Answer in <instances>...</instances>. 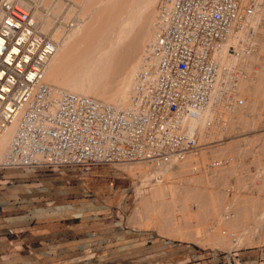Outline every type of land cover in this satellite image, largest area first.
Listing matches in <instances>:
<instances>
[{"label":"rangeland","instance_id":"obj_1","mask_svg":"<svg viewBox=\"0 0 264 264\" xmlns=\"http://www.w3.org/2000/svg\"><path fill=\"white\" fill-rule=\"evenodd\" d=\"M3 1L17 4L26 3L25 5L30 3L27 6L28 8L25 9H40L39 11L45 18L49 30L51 32H58V41L61 45L64 39L68 43L73 38L75 39V37H69L73 30L75 33H82L81 30L85 29L87 23L92 19L88 8L93 7L96 9L100 7V3L109 2L107 0V2L104 0ZM30 10L29 12L31 13ZM143 17L146 18V16ZM249 25L251 24L249 23L246 27V32L250 34L252 26L250 27ZM51 32L46 33L49 35ZM261 40H264V38ZM125 41H127L126 47L123 46L124 48H121V58L118 59L119 68L120 62L123 63L122 61L128 56L127 45L129 41ZM245 41L240 43L242 46L239 45V47L235 48L237 53H232L235 57H240L241 54L239 53L247 45V49L252 46L254 48L251 41H247V43ZM248 43L252 44V46ZM96 53L94 51L92 55L94 58L97 56ZM257 66L258 64H254L253 70L258 71ZM254 68H257V70ZM110 69L112 70L113 68ZM235 74L236 79L234 82L237 81V74L239 73L236 72ZM257 79H255L254 83H257ZM250 101H245L241 105L237 104L238 107L236 106L237 108H235L233 114L235 117L231 120L233 123L227 124L223 121V123L225 122L224 124H230L227 135L221 136L225 125H217L216 129L218 128V131L213 129V132L210 131V125H207L205 128L209 132L205 129V135L202 137L205 139L198 143L199 146L195 143L198 146L195 147L196 149L206 146V149H204L207 150L208 148L210 151L208 152L211 155L208 154L207 161L211 165L214 164L213 166L216 169L211 167V173L200 162L201 154L195 156V164L192 165L191 163L193 162H191L189 163L190 165L184 166L191 159V157H186L187 154L184 153L178 156L179 158L175 157L179 160H176L174 163L179 166L180 172L182 170V174L179 173L177 168V170L174 169L175 165L173 164L174 167H170V172H168L169 174L171 173V179H165L162 176L158 177V175L153 176V178L151 176H142L135 179L126 169L122 167L117 169L116 165L107 164L97 165L84 173L67 169L61 172L50 171L39 172L38 174L25 172V175H21L20 171L22 170L19 171L17 168L0 164V193L9 195L15 192H23L26 194L37 189L36 192L41 196L39 212H32L30 207H28L31 202L26 201V197L21 202L24 206L23 214L17 212L19 216L14 217L13 220L0 223V264H264V207L259 204L260 206H257L256 211L253 213L254 215L249 216V218L241 215V200H243L242 198L246 194L258 196V198L261 197V200L262 198L264 199V178H262L264 177V105L258 108V114H253V112L249 111L251 110L249 109L251 108L249 107ZM236 112L239 113L237 114ZM245 114L247 115L245 116ZM250 114L256 116L254 120L256 124L254 123L253 126L247 127L248 123L246 122H250L248 121L251 117ZM240 115L241 119L238 120L239 117L236 116ZM247 116L250 117L247 118ZM211 119L212 122L217 120H213L214 116ZM222 120L225 119L219 118L218 121L221 123ZM209 121L207 124H209ZM211 121L210 123L212 124ZM216 132L218 133L217 137H212L215 136L212 133L216 134ZM240 138L244 140L240 141ZM234 139L241 143L239 142V144ZM231 140L237 143H233ZM213 151H217L218 153ZM180 157L181 160L183 159L182 161ZM180 161L183 163L181 164ZM205 169L207 174H210L208 176L213 179H210L213 187V183L217 182L215 184L216 187H214V189L216 188V193H223L225 195L220 194L221 197L223 196L221 200L223 201L227 196L228 202H226L225 208L222 211H218L222 213L216 212L215 214L217 218H215V212L212 213L211 207H208L206 205L207 202L205 203V200H203L206 196L205 193L196 194L189 192L200 191V188H196L200 187L198 186L199 183H197V177L198 174L204 173ZM219 169H222V171L218 172ZM178 174H180L179 177L177 176ZM215 174L217 177H220V179L218 178L220 181L217 177H214L216 176ZM33 175L38 177V179H33ZM188 178L189 180H187ZM178 179L179 181L182 180L184 184L178 183L179 196L176 194L178 198L174 196V201H172V197L169 194L161 193L159 195L158 192L153 194V190L158 187V184L166 183L168 180L174 182ZM135 181H138V184ZM209 186L208 188H211ZM217 190H220V192H217ZM46 195H53L57 198L65 196L66 201L50 203L48 200H43ZM183 195L184 197L188 196L184 198ZM198 195L201 196L198 198ZM202 195L205 196L202 197ZM140 200L143 202H139ZM221 200L220 203L222 202ZM176 201L179 202L177 203ZM63 202L64 204L67 203L65 206L66 211L60 210V208L50 210V207L53 205L57 207V205L63 204ZM170 202L172 204L169 205ZM48 204L52 205L49 207ZM198 206H201V209ZM7 208H9V205ZM94 208H96L97 212L89 216V210H93ZM256 212L260 213L257 214ZM13 213L15 215V212ZM60 213H66V217L58 221L57 215ZM219 225L227 226L226 229H221V232L225 233L228 238L224 240L225 242L220 241V239L218 240ZM3 226L9 227L11 231H6V227L1 228ZM92 227L99 231L92 237L93 242H91ZM38 233H41L39 240L52 241L58 248L55 250L43 248L41 245L43 243H38V239L35 238ZM42 235L46 237L42 238ZM94 241L99 242L97 246ZM67 242L78 244L79 247H60L65 246L63 244H67ZM51 251L55 253L48 256L47 253Z\"/></svg>","mask_w":264,"mask_h":264},{"label":"built area","instance_id":"obj_2","mask_svg":"<svg viewBox=\"0 0 264 264\" xmlns=\"http://www.w3.org/2000/svg\"><path fill=\"white\" fill-rule=\"evenodd\" d=\"M260 1L159 0L123 106L47 83L43 73L55 43L28 9L1 6L0 127L13 126L1 164L32 174L84 173L194 148L185 124L194 111L229 95L217 56L237 53L226 38Z\"/></svg>","mask_w":264,"mask_h":264},{"label":"bare ground","instance_id":"obj_3","mask_svg":"<svg viewBox=\"0 0 264 264\" xmlns=\"http://www.w3.org/2000/svg\"><path fill=\"white\" fill-rule=\"evenodd\" d=\"M0 1H3V0H0ZM104 1L105 2L109 1V2L108 3H104V2L100 3L101 4L100 7L96 8V9L93 7L88 8V10L90 11V16H92V19L90 20V22H88L87 25L85 24L86 27L83 31L81 30L82 33L79 32L80 34L75 33V31L73 30V32L71 33V35L69 37L70 38L75 37V39L73 38V40L70 41V43H68L63 37L64 42L62 43V45H61V43L59 44V41H58V35H59L58 32L55 30H54L55 32H53V31L51 32V30H49V26H48L47 22H45V18L42 16L41 12L39 11L40 9H34L33 8L32 10H30V9L29 10L31 11V14L34 16V18L36 19L39 29L41 31H43L44 33H46V32L50 33L51 32V34H49V35L52 38V41L57 46L55 48L54 52L52 53V55L46 61V65H45L44 73H43L44 80L54 87L63 88L65 90L73 91V92H77V93L88 94V95H91V96H93V97H95V98H97V99H99L105 103H108L110 105L123 106L127 103L128 92H129V89L131 86L132 77H133V74H134V72H135V70H136V68L140 62L144 47L151 38V24H152L153 18L155 16L156 9H157V3L159 2V0H107V1L104 0ZM244 1H247V0H244ZM6 2H8V1H6ZM6 2H0V8H1V6L8 5V4H15L21 8H28L27 6H28V4H30V3H27V5H25L26 3H23V4L18 3L17 4V3H6ZM19 4H21V5H19ZM88 15H89V13H88ZM143 16H146V18ZM249 23L251 24L249 26L250 27L252 26V28H251L252 31L250 34H249V32L248 33L246 32V29H247L246 27L248 26ZM76 32H77V29H76ZM75 35H77V36H75ZM260 38L261 39L264 38V0H261L255 6L253 13L250 16H247L246 19H244V20L243 19L240 21L238 20L232 26L231 31H230L228 37L226 38L227 41H229V43L234 48L239 47V45L242 46V44H240V43H243L245 40L251 41L252 44L254 45V48H253L252 44H250L251 43L250 42L248 44H250V46H252V47L248 48V49H247L248 45L245 44V45H247V47H246L243 44V46L246 48L244 50H242L241 53H239V54H241L240 57L239 56L235 57V55H233L232 53H230V54L226 53L224 50H221L217 56L219 67L222 68V71L219 72V76H220V78H224V80L226 81L223 84V86H224V89L226 90V92L230 95V97H229V95H226V98H223V99L217 98L213 104H211V102H208L204 107H202L199 110L194 111L192 114H190V116H189V118L185 124V128L187 129L188 133L192 136L191 138H193L195 143L198 144L201 141H203V139H205L202 137H204V135H205L204 131L206 129L205 126H207V125L208 126L210 125L209 127H210L211 132H213L214 131L213 129H216L217 125H219V124L225 125L224 130H222V132H221L222 133L221 136L227 135L228 127L230 125V124L229 125H227V124L233 123V122H231V120L233 119V117H235L233 114L235 112V108L238 107L237 104L241 105L243 102H245V101L248 102V100H251L249 102V107H251L249 109H251V110H249V111L253 112V114L257 113V110L261 105H264V40H261ZM125 40L129 41L128 45H127V50H128L127 55L128 56L125 57L124 61H122L123 63L120 62L121 65L119 68L118 59L121 58V56H120L121 55V52H120L121 48L123 46L126 47L127 41H125ZM239 41H240V43H239ZM247 41H245V42L247 43ZM255 44H256V46H255ZM59 51H60V54H59ZM94 51L97 52L96 53L97 56L95 54V56H96L95 58L92 56L94 54ZM98 51H99V54H98ZM135 54H136V56H135ZM125 56H126V54H125ZM112 63H113V65H112ZM254 64H258V66H257L258 71L253 70ZM110 68H113V69L111 70ZM257 68H254V69L257 70ZM117 69H118V71H117ZM236 72H238L239 74H237V81L234 82V80L236 79L235 78ZM226 78H228V79H226ZM232 78H234V79L232 80ZM255 79H257V83H254ZM236 96H238L242 99L241 103L235 102L234 98ZM224 99H226V100H224ZM228 106H230V107H228ZM237 114H235V115H237ZM253 114L252 115L250 114L251 117L249 116L250 120H248V121H250V122H246V123H248L246 125L247 127H251L255 123L254 120L256 119L255 118L256 116ZM246 115L247 114H245V116ZM213 116H214L213 120L217 119L215 122L211 121L212 120L211 118ZM236 117H239L238 120L241 119V115L236 116ZM249 117L247 116V118H249ZM219 118L225 119V120H222V122L220 123L218 121ZM189 120H191V121L189 122ZM209 120L212 122V124L210 123ZM236 120H237V118H236ZM236 120H235V122H236ZM208 121H209V124H207ZM223 121H225L227 124H224L225 122L223 123ZM241 124H243V123H241ZM12 128H13V126L0 127V164L3 163L4 154H5L6 148L8 146V142H9V138H10V135L12 132ZM206 130L208 131V129H206ZM206 134H209V133H206ZM217 134H218L217 132H216V134L212 133V135H215L212 137H217ZM187 136H189V135H187ZM208 137H209V135H208ZM242 139L243 138H240V141L244 140V139L243 140ZM234 141L238 142V140H236V139H234ZM231 142H233V141L231 140ZM231 142H230V144H232ZM237 142H233V143H237ZM228 143H229V141H228ZM216 145H218V144H216ZM198 146H199V144H198ZM205 147L206 146L202 147L201 149L195 148V149H191V150L190 149L185 150L183 153L187 154L186 157H188V158L191 157V159L190 160L188 159L189 161L186 160L188 163L184 164V166L190 165L189 163H191V162H193V163H191L192 165L195 164L196 163V162H194L195 156L197 154H201V157H200L201 161L200 162L202 163V165H204V168L208 169V171H210L211 167H214V169H215V166H213L214 164L211 165L207 161L208 156H209L208 154H210L209 153L210 151L208 150V148H207V150H205L206 149ZM208 147H209V145H208ZM209 148L212 149L211 147H209ZM213 152L218 153L217 151H213ZM175 157H178V156H169V157L161 158V159H150V158L149 159H144V158L134 159V160H128V161H120V162L113 163L110 165H116L117 169L119 167L126 169V171H128L131 175H133V177L135 179L137 177H142V176L143 177L144 176H146V177L151 176L153 178V176L155 177L156 175H158V177L162 176V177H165V179L166 178L169 179L171 176V173L170 174L168 173V172H170L169 171L170 167H174V165H175L174 163L176 162V160H179ZM180 160H181V157H180ZM214 160H215V158H214ZM216 160H218V159H216ZM181 161H180V163H181ZM184 161H185V159H184ZM213 162H211V163H213ZM176 168L179 170L178 165H175L174 169H176ZM184 168H186V167H184ZM184 168H182V169H184ZM216 168H217V166H216ZM206 169H205L204 173L198 174V177L196 176L198 179L197 183H199L198 186H200V187H196V188H198V189L200 188V191L198 190L197 192H192V191H189V192L190 193H196V194L205 193L206 196L204 195L205 199H203V200H205V203L207 202L206 205H208V207L209 206L211 207V210H213L212 213L215 212L214 213V215H215L216 212L222 211L225 208L226 202H228V201L226 199L227 196H226V198L224 197L226 200L223 198L224 200L222 201L221 199L225 195L223 193H219V194L216 193V191H215L216 188L214 189V187H216V185H215L217 183L216 181H218L220 179V177H217L216 174H215L216 176L213 175L214 177H217V179L219 178L218 180L215 179L216 183H213L214 184V187H213L211 182H210V179H212V177L208 176L210 174H207ZM220 170L222 171V169H219L218 172ZM181 172H182V170H181ZM181 172L179 170V173H181ZM185 172H186V170H185ZM210 173H211V171H210ZM225 174H227V173H225ZM173 175H174V173H173ZM179 175L180 174H178L177 176L179 177ZM219 175H220V173H219ZM174 178H175V176H174ZM189 178L187 180H189ZM262 178H264V177H262ZM179 179L176 180L177 182L176 181L172 182V181L168 180V182H166V183L158 184V187L153 190L154 191L153 194L156 192H158L159 195L161 193H166V194H169L170 197H172V201H174L173 197L176 196V194H177V196H179L178 195V187H179L178 183L181 184V183H183V181H185L182 178L183 181L180 180V181H182V182H180ZM135 182L137 183L138 181H135ZM210 184H211V186H209ZM208 186L211 188L213 187V188L212 189L208 188ZM180 189H182V188H180ZM183 190H185V189H183ZM150 191H152V190H150ZM180 192H182V191H180ZM217 192H220V190H217ZM196 194H195V196H196ZM220 194L221 195L223 194V196L221 197ZM217 195H219L220 198H218L219 196H217ZM187 196H185V197H187ZM200 196L201 195H198V198ZM204 196L202 195V197H204ZM183 197H184V195H183ZM190 197H191V195H190ZM256 197L258 198V196H256ZM256 197L253 195L246 194L244 196V198H242L243 200H241L242 201L241 215L243 217L249 218V216H253L254 215L253 213L256 211L257 206L259 204L264 207V199L262 198V200H261L260 199L261 197L258 199ZM184 198H182V199H184ZM193 198H191V199H193ZM232 198H234V197H232ZM232 198H231V200H232ZM142 200H140L139 202H141ZM147 200H149V199H147ZM220 200L223 203L222 202L220 203ZM185 202H187V201H185ZM218 202L220 203V205ZM197 203H198V200H197ZM170 204H172V203L170 202L169 205ZM176 205H178V204H176ZM142 206L145 207V205H143V204H142ZM142 206H141V208H142ZM187 206H188V204H187ZM182 207H184V206L182 205ZM218 213L221 214L222 212H218ZM258 213H260V212H258ZM192 214H194V213H192ZM159 215H161V214H159ZM196 215H198V214H196ZM215 216H216L215 218H217V215H215ZM191 217H193V216H191ZM152 219H149V220H152ZM199 225H201V224H199ZM226 228H227V226H225V225H219L218 226V235H217L219 237L218 240L220 239V241H224L227 238L226 234L221 232V229H226Z\"/></svg>","mask_w":264,"mask_h":264},{"label":"crops","instance_id":"obj_4","mask_svg":"<svg viewBox=\"0 0 264 264\" xmlns=\"http://www.w3.org/2000/svg\"><path fill=\"white\" fill-rule=\"evenodd\" d=\"M20 171V170H19ZM21 172V175H25V172L23 171H20ZM34 176V175H33ZM33 179H38V177L34 176ZM34 183V182H33ZM37 190V189H36ZM35 191H32V192H29V193H26L24 194L23 192H15L14 194H5V193H0V223L3 222V221H9V220H13L14 217L16 216H19L17 215V212H21L23 214V204L21 202H23L26 197H27V200L26 201H29L31 202L30 205L28 207H30V209L32 210V212H39L40 210V205H39V201L41 200V196L38 192ZM65 196H63L62 198L59 197L57 198L56 196H53V195H46L45 198H43V200H48L50 201V203H53L55 201H66V198H64ZM89 201H93V200H89ZM9 205V208H7ZM49 207L52 205V204H48ZM67 205V203L64 204H59L57 205H53L52 207H50L51 209L50 210H54L55 208H60V210H63V211H66L65 210V206ZM15 212V215H13ZM95 212H97L96 208H94L93 210L90 209L89 210V216L93 215ZM64 217H66V213H60L57 215V220L59 221L60 219H63ZM6 227V231H11L9 227L7 226H3L1 228H5ZM91 242H93L92 240V237L94 236L95 233H98L99 231H97L94 227L91 228ZM41 236V233H38L37 236L35 238L38 239V243L42 242L43 244H41L43 246V248H47L49 250L53 249H57L58 246L55 245L54 242L50 241V242H47V241H41L39 240ZM46 236L45 235H42V238H45ZM95 242V241H94ZM96 243V246L98 245L99 242H95ZM65 246H60L61 248H78L79 245L78 244H75V243H71V242H67V244H63ZM34 248V247H33ZM52 253H55L53 251L51 252H48L47 255L49 256L50 254Z\"/></svg>","mask_w":264,"mask_h":264}]
</instances>
